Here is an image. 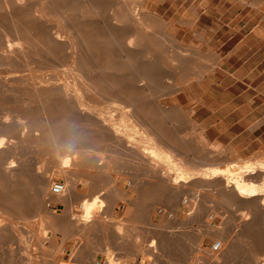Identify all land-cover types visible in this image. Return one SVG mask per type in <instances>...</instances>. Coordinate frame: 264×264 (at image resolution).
<instances>
[{"label": "rangeland", "instance_id": "374dc122", "mask_svg": "<svg viewBox=\"0 0 264 264\" xmlns=\"http://www.w3.org/2000/svg\"><path fill=\"white\" fill-rule=\"evenodd\" d=\"M84 1L91 19L107 22V16L119 7L127 16L131 13L137 17V31L148 33L146 55L149 71L153 70L149 100L155 96L164 107H173L166 114L168 118L149 109V118L156 123L158 133L179 150L172 158L182 161L178 160V168L141 167L133 156L104 151L108 139L98 137L89 120L72 111L62 114L53 109L49 123L40 117L38 104L13 105L0 100V111L6 108L11 112L7 126L0 131V139L5 141L0 159L8 148L11 153L5 164H0V214L7 213L0 231L4 236V240L0 237V264H264V191L262 196L237 201L224 184L217 185L218 179L197 177L210 167L232 175L253 169L254 176L246 178L264 190V0H111L117 7L109 8H96ZM139 8L149 12V20L144 21L147 27L141 26L136 14ZM98 10L101 13L96 16L93 11ZM195 30L205 41L194 37ZM192 51L198 54L194 56ZM177 55L190 57L188 68L202 72L199 80L183 79L174 59ZM172 85H176L175 91H166ZM98 103L88 105L97 110L106 108ZM96 141L100 142V154L91 148H73ZM72 149L80 153L77 159L84 163L66 169L62 161L73 156ZM100 157L105 160L103 165L94 162ZM11 161L15 162L14 177L3 172ZM178 170L193 175L183 184L179 201L184 203L178 208V220L172 222L162 213L175 204L168 177L171 180ZM162 171L168 173L167 180L162 178ZM44 176L49 177L50 184L48 195L42 196L39 189ZM196 180L203 181L197 184ZM52 183L62 184L67 197L71 189L74 193L63 200L53 199ZM254 199H259L257 205L250 204ZM85 201L100 206V212L91 216L89 229L79 224ZM154 238L159 246L148 257ZM217 242L221 250L214 252L212 247Z\"/></svg>", "mask_w": 264, "mask_h": 264}, {"label": "bare ground", "instance_id": "6f19581e", "mask_svg": "<svg viewBox=\"0 0 264 264\" xmlns=\"http://www.w3.org/2000/svg\"><path fill=\"white\" fill-rule=\"evenodd\" d=\"M142 1L143 0H141V2ZM84 2L86 1L84 0H0V100L3 103H8V104L13 103V105L21 104V105L31 106L32 104H38L37 107L40 105V107L42 108L40 112V117L45 121H49L50 119L52 120L53 117L52 114H55L52 113L53 109H58L59 112H62V114L66 113L67 111L71 113L72 111L77 116L88 119L90 124L92 125V130L94 129L95 130L94 132H97L98 137L102 138V136H105L108 139V143L105 146H103L104 151L108 150L111 152H117L118 155L122 154V155H128L129 157L133 156L136 159V163L140 164L141 167L147 166L149 168L150 166L155 169L159 168L160 166H168L175 168L180 167L178 163V160L180 158L177 160L176 158H172L171 156V155H176L174 152H178L179 150L177 151V149L169 143L171 140L169 142L166 141V139L163 138V134L161 136L158 133V128L156 127V125H154L156 123L151 121V119L149 118V109L157 110L158 113L157 112L156 113L160 117L168 118L167 117L168 115L166 116V114L170 110H172L173 107H169V108L164 107L160 103L159 98L155 96L152 100H149V80L153 78V74L151 73V71L153 70L149 71V56L146 55L145 39L147 38L145 37L148 33L142 34L141 32L137 31L134 26V20L137 19V17H135L131 13H129L130 15L127 16L128 14H125L123 11H120L118 9L119 7L113 6L111 0H88L89 4L91 3L95 4L96 8L97 7L102 8L103 5L108 6L106 8L117 7V9L115 10L112 8L114 11L111 13V15L107 16L108 18L107 22H102V23L97 21L96 19H91L90 14L87 10L88 7L87 8L85 7L87 5H85ZM83 3L85 6L83 5ZM139 7H142L141 3L139 4ZM104 10H100V11H104ZM93 12H95L94 14H96V16L97 14L101 13L99 12V10L98 12L97 11H93ZM137 13L142 23V24L140 23L141 26L147 27L148 25L144 21L146 19H147L146 21L149 20V12L144 8H139L138 10H136V14ZM103 16L105 15L103 14ZM111 19L113 20V22L110 21ZM191 26H194V24H192ZM103 31L105 33H103ZM193 35L194 37H196V39L200 41H205L204 35L197 32L196 30L193 31ZM192 52L194 56L198 54L197 51L196 52L192 51ZM215 58L218 59L219 56ZM174 59L177 62L176 64L178 65V67L181 69V73L184 75L183 79L189 80L191 78H195L196 80H199L201 78L202 76L201 71L198 72L197 70H189L190 68H188V66H190V62H189L190 57L188 58L185 56L177 55ZM175 86L176 85L170 86L169 88L166 89V91L168 92L175 91L176 88ZM86 100L87 101L89 100L90 102L91 101L92 102L96 101L97 103L100 102L104 106H106V108L99 110L94 109V107L91 108L88 105L90 104V102L87 103ZM32 106L34 107V105ZM28 111L30 112V110H27V112ZM191 111H188L190 115H191ZM10 113L11 112L8 111V109L6 108L4 111H0V131H3L2 129H4L7 126V119ZM23 116H25V114ZM163 124L166 123L163 122ZM157 126H158V122H157ZM160 132H162V130ZM169 138H171V136ZM35 141H37L36 138ZM4 142L5 141L3 139H0V151L1 148L3 149L4 147L3 146ZM99 143L100 142L96 141L95 143H90L84 146L75 147L74 145L73 148L74 149L79 147L81 149L91 148L90 150L94 149L97 152H99L101 150V147L98 146ZM14 145L13 146L11 145L12 146L11 148L14 149ZM9 149L10 148L6 150L5 157L2 155L3 159H0V164L1 163L5 164L7 158L11 156ZM14 150H16V148ZM182 150L185 151L186 149H182ZM71 154H73L72 157L70 158L66 157L63 161L61 159L62 166L66 169L67 167L69 168L71 164L73 166L74 165L76 166L78 164L80 165L81 163H84L83 162L84 160L78 161L77 159L76 154H80V153H77V151H73L72 149ZM78 158L80 157L78 156ZM126 158L127 157H125V159ZM191 158L194 159L193 157ZM207 160L211 164L212 160L211 161L209 159ZM207 160L206 163H208ZM104 161L105 160H103L102 157L98 158V160H94V162L98 163L97 165H103ZM202 161H204V158ZM133 162L135 163V161ZM14 163L15 162L13 161L8 163L5 169L6 171H3L5 176H8L9 174H11L12 176V173L16 170ZM23 164L24 163H22V165ZM135 166H139V165L135 164ZM246 168H250V167H246ZM175 173L176 175L170 180V177H168V173L165 174L164 171L161 172L162 178L166 180L167 177L169 178L168 182L170 181L172 185L170 194L171 196L174 197V201H175L173 208L169 210V212L165 211L162 214L163 216L164 215L167 216V218L172 222L178 220V216H177L178 208L182 207L184 203L182 200H181L182 203L179 201L180 199L179 197L183 194V184L187 183L189 180L191 181V179L187 177L193 175V174L184 175V173H182L179 170ZM254 173L255 171L253 169H249L239 172L235 175H232V174L221 173L217 169H214V167L213 168L210 167V168H205L204 171L202 170V172L198 173L197 177L199 176L200 179H205V180L206 179L215 180V182L218 179L217 185L221 186L224 184V186L227 188L226 189L227 192L233 195L231 197H236L237 198L236 200L239 201L238 199H247V198L263 195L262 193L264 190L259 189L258 187H254L253 182L249 183L251 180H249V178H246V176L249 177ZM146 176L149 175H147L146 173ZM253 176L254 175H252V177ZM256 176H258V174ZM42 178H43L42 179L43 187L40 188L39 191L42 196H45L48 195L47 186L48 184H50V182L48 176H44ZM143 180L145 181V179ZM147 181L149 180L147 179ZM198 182L199 181L194 183L197 184L201 183ZM261 186H264V183ZM50 190H49L50 197L58 201L63 200L64 198H68L71 194L74 193L73 189H71L67 197L66 194L68 192L65 193L66 190L64 189L62 184H59V188L55 189V185L54 183H52ZM222 192L224 193L226 191H222ZM193 195L194 194H192V197ZM5 200L2 201L5 202ZM86 201L82 203V209L84 214L79 224L83 226V228L89 229L90 223L92 222L91 216L95 212L98 211L100 212L99 210L100 206L98 205L96 206L95 202L93 201L92 202L91 201L86 202ZM258 202L259 199H254L253 201L251 200L250 204L253 203L254 205H257ZM7 206L8 205H6V208ZM9 207L11 208V206ZM103 208L104 206L103 207L101 206V209ZM259 210L261 211V209ZM1 213L2 214H0V231L2 232L3 230L2 228L4 227L5 224L4 222L7 219L3 215L7 213L4 211H2ZM13 215L16 214L13 213ZM120 226H124V225L121 224ZM20 228L22 227L20 226ZM119 230L118 232H120ZM1 234L0 237H2ZM3 237L2 239L4 240ZM121 239L123 240L124 238L122 237ZM154 239L150 241L149 246L147 245L150 249V253L149 250L147 252L148 257L150 256L149 254H154L157 252V247L159 245L156 246V244L158 240L156 241V239L155 240ZM212 249L214 250V252H218L221 250V245L218 244L217 242L216 245L212 247ZM15 252L17 251L15 250ZM15 252H13V254ZM16 254L17 253H15L14 255Z\"/></svg>", "mask_w": 264, "mask_h": 264}, {"label": "built area", "instance_id": "2783aa9c", "mask_svg": "<svg viewBox=\"0 0 264 264\" xmlns=\"http://www.w3.org/2000/svg\"><path fill=\"white\" fill-rule=\"evenodd\" d=\"M54 185H55V189H56V188H59V184L54 183ZM215 245H216V244H215Z\"/></svg>", "mask_w": 264, "mask_h": 264}]
</instances>
